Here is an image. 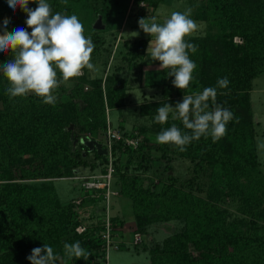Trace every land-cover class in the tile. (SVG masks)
Wrapping results in <instances>:
<instances>
[{
	"label": "trees",
	"instance_id": "obj_1",
	"mask_svg": "<svg viewBox=\"0 0 264 264\" xmlns=\"http://www.w3.org/2000/svg\"><path fill=\"white\" fill-rule=\"evenodd\" d=\"M97 1L47 0L53 14L65 15L75 12L81 3L93 7ZM144 1L149 0L134 3L139 6ZM159 2L153 0V7ZM28 7L35 9L38 4L30 0ZM197 9L194 18L204 20L206 26L204 33L186 37L197 46L196 52H189L197 65L193 79L187 89L180 90L172 83L174 77H168L169 70L160 69L155 87L163 99L139 107L140 115L153 121L151 128L143 124L137 131L127 132L121 125L124 134L138 132L142 140L136 147L124 139L113 143L112 186L129 199L136 231L146 233L153 224L175 223V230L172 226L171 234L162 241L134 246L150 254V264H264V171L256 145L259 122L251 101L254 80L264 72V0H201ZM141 16L146 17L144 12ZM4 19L9 20V31L24 28L31 33L25 23L27 15L19 8L10 11L7 0H0V35ZM86 37L95 46L91 62L95 69L96 64L103 65L101 73L84 69L82 76L63 81L57 70L61 82L54 92V104H45L31 93L10 97L6 94L8 81L0 73V264H30L27 257L32 249L44 243L59 255L55 264L78 259L84 264H100L95 259L103 255V223L85 218L80 203L62 200L52 180L75 176L86 166L94 172L107 171L110 157L90 153L82 144L75 145L74 138L87 131L94 136L106 133V109L110 113L126 107L133 84L150 87L144 79L148 63L154 60L147 53L149 38L125 39L124 54L117 60L98 31ZM13 57L11 50L0 55V65ZM224 77L228 87L218 88V79ZM206 87H216L215 103L234 114L226 134L219 139L202 136L183 152L175 145L157 143L152 137L154 129L160 133L175 124L182 132L191 131L179 118L173 119L172 113L165 124L157 123V108L166 102L175 106L184 95ZM209 105L211 110V101ZM152 151L160 152L165 163L155 168L156 173L162 168L158 181L146 185ZM175 157L191 165L193 174L186 181L167 173L174 170ZM36 179L45 181L30 182ZM195 183L198 189L203 183L210 189L207 196L194 190ZM227 201L241 213L236 218L231 219V212L223 206ZM112 220L115 228L125 224L116 214ZM79 224H86L84 233L77 232ZM77 241L91 253L88 259L65 253L64 244Z\"/></svg>",
	"mask_w": 264,
	"mask_h": 264
},
{
	"label": "clouds",
	"instance_id": "obj_2",
	"mask_svg": "<svg viewBox=\"0 0 264 264\" xmlns=\"http://www.w3.org/2000/svg\"><path fill=\"white\" fill-rule=\"evenodd\" d=\"M38 4L35 9L28 7L30 0H7L10 11L21 9L26 15L25 21L29 33L24 28L9 31V20L3 21V34L0 35V55L14 54L13 59L0 65V73L8 81L6 94L12 98L35 94L45 104L56 102L55 90L60 82L57 70L63 81L83 75L84 69L96 71L91 62L94 44L91 37L84 35V25L77 15L53 14L47 0H31ZM192 9L185 12L173 11L163 24L141 18L139 28L152 37L147 53L159 62L160 69H168V77H174V87L187 89L193 79L197 65L189 58V52H196L197 46L186 41L198 30V24L191 19ZM136 34V33H135ZM227 77L217 81L218 88H227ZM217 88L206 87L194 95H184L182 102L173 107L169 103L157 108L155 121L165 124L170 113H176L173 119L179 118L185 129L182 132L175 124L161 131L156 141L159 144H172L183 152L192 141L202 136L211 135L214 139L223 137L227 132V124L233 120L234 114L216 104ZM209 101L213 107L210 110ZM238 123V118L236 119ZM264 148V143L258 145ZM64 251L69 257L89 258L91 253L83 248L80 242L65 243ZM30 264H55L60 259L54 249L44 243L43 247L32 249L27 257Z\"/></svg>",
	"mask_w": 264,
	"mask_h": 264
},
{
	"label": "rangeland",
	"instance_id": "obj_3",
	"mask_svg": "<svg viewBox=\"0 0 264 264\" xmlns=\"http://www.w3.org/2000/svg\"><path fill=\"white\" fill-rule=\"evenodd\" d=\"M152 2L153 0L144 1V3H141L139 6H137L135 5L134 0H98L93 7L84 3L77 5L75 12H72L69 15H77L84 25L85 36L91 35L94 30L98 31V33L106 39L105 44L112 48L113 55L117 60L120 59L124 54L125 48L123 41L125 39H152L150 35L145 34L139 28L138 21L142 18V12H144L146 15L145 19L150 21L152 17H155L157 23L163 24L168 18H170V15L173 11H179L183 13L186 11V9L191 8L192 14L190 18L193 19L199 26L198 30L192 35L205 32L206 22L204 20H197L194 18V13L198 11L197 7L198 4L201 3V0H160L157 7H153ZM148 58L150 59V57ZM96 66V73H101V68L103 65L98 63ZM96 73L94 72L93 75ZM159 79V63L156 61L149 62L148 66L146 67V76L144 81L149 82L150 87L145 86V88H143L139 86L138 83H135L133 84L131 97L126 107H123V109L114 108L110 111V113L106 109L108 128L110 126L111 128L121 129V125H123V130H128L127 132L137 131L139 126L143 124L151 128V123H153V121L150 118L140 115L139 107L146 101L149 103L155 100L163 99L159 88L157 89L155 87L159 82ZM144 81L143 83H145ZM253 84L254 90L251 92L252 109L256 120L259 121L258 128L260 130V135L257 137L256 145L264 171V148H260L258 146L259 144L264 143V72L254 80ZM175 96L176 100H178L179 98L177 97L179 96ZM81 104V108H83L84 105L82 102ZM172 114L175 115L176 113ZM73 128L74 126L71 125V130H73ZM154 130L155 134H152V137L156 141V137L159 133L156 131V129ZM72 137L74 138V136ZM78 143L87 147L90 153L97 151L100 154H105L103 151L106 149V154L112 158L111 148L113 145L111 148L108 146L107 132L94 136L91 132L87 131L83 135L74 138V144L76 145ZM99 144H102V147L99 148ZM149 158L151 164V173H145V176H147L145 183L146 185H148L150 181H158V173L159 175L161 174L162 168L159 171L157 170V173L156 169L165 163V159H163L160 152L157 151H152L151 155H149ZM111 160L113 161V158ZM173 165L174 170H168V174L177 175L182 181H186L192 176L193 173L190 170L191 165L189 161H183L178 157H175ZM98 171L99 170L96 172ZM96 172L89 170V167L87 166L81 167L77 170L75 176L70 178L54 179L52 181L55 183L57 191L62 200H72L74 204L80 203L79 206H81L80 210L82 215L87 219L91 218V222H100L101 224L105 217L104 207L106 201L103 197V195H105V191L99 194V189L87 192L80 187L84 181V178L82 179L83 176L92 175ZM43 181H45V179L30 180L31 183L35 184ZM200 187L202 189H198L197 184L195 183L194 190L203 196H207L210 189L208 188L206 190L204 183L200 184ZM111 190L114 193L111 196V205L113 209L111 212L112 216L115 214L118 215L124 220L125 224L122 228L119 226L117 227L118 233H116V237L122 242V244L118 249H111L108 261L109 264H150V254L141 247H139V249L134 247L135 234H140L143 238V243L146 242L147 246H151L155 242H160L169 236L171 234L172 226H174L173 231L175 230V223L174 225L173 223L153 224L147 228L146 233L136 231L135 220L132 214L129 199L123 198L119 193V190L116 188L114 189L113 186L111 187ZM223 206L228 208V211L231 212V219L236 218L241 214L237 210L236 206H233V203L230 201L223 203ZM80 225L84 224H79L77 228ZM140 245L142 244H139V246ZM95 262L106 264L107 260L100 256L95 259ZM67 263L84 264L85 262H81V259H78Z\"/></svg>",
	"mask_w": 264,
	"mask_h": 264
},
{
	"label": "built area",
	"instance_id": "obj_4",
	"mask_svg": "<svg viewBox=\"0 0 264 264\" xmlns=\"http://www.w3.org/2000/svg\"><path fill=\"white\" fill-rule=\"evenodd\" d=\"M235 40L237 42H242V40L239 37H236ZM107 139H108V146L111 148L113 143L117 140L124 139V141L133 147H136L139 145L140 141L142 140V135L138 132H135L134 135L128 134L125 135L123 131L116 128H111L109 126L107 131ZM110 158V162L107 166L106 172L98 171L95 174L83 176L84 178L82 186L87 191H95L97 189H104V200L106 201L105 207H104V213L105 217L103 219V225H104V231L102 233V240H103V255L102 258L106 259V264H109V254L111 249H118L122 242L116 237V233H118L117 229L114 226L113 218L112 216V205H111V196L114 194L111 190L112 186V179L113 174L115 172V167L113 165V161ZM100 194V193H99ZM87 227L86 225H80L77 228V232L84 233L86 231ZM143 243V238L140 234H135L134 236V245H139ZM74 264V263H73Z\"/></svg>",
	"mask_w": 264,
	"mask_h": 264
},
{
	"label": "crops",
	"instance_id": "obj_5",
	"mask_svg": "<svg viewBox=\"0 0 264 264\" xmlns=\"http://www.w3.org/2000/svg\"><path fill=\"white\" fill-rule=\"evenodd\" d=\"M139 84V83H138ZM142 84H144V83H142ZM254 85V84H253ZM139 86H141V84H139ZM142 87V86H141ZM143 88H145V86L143 87ZM252 90H254L253 88H252ZM252 92V91H251ZM251 101H252V96H251ZM256 119V118H255ZM257 121V120H256ZM257 122H259V121H257Z\"/></svg>",
	"mask_w": 264,
	"mask_h": 264
},
{
	"label": "water",
	"instance_id": "obj_6",
	"mask_svg": "<svg viewBox=\"0 0 264 264\" xmlns=\"http://www.w3.org/2000/svg\"><path fill=\"white\" fill-rule=\"evenodd\" d=\"M100 147H102V144H99V148ZM103 152L106 154L107 153V150L105 149Z\"/></svg>",
	"mask_w": 264,
	"mask_h": 264
}]
</instances>
